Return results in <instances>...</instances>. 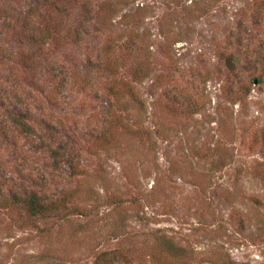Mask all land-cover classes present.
<instances>
[{
  "label": "rangeland",
  "instance_id": "1",
  "mask_svg": "<svg viewBox=\"0 0 264 264\" xmlns=\"http://www.w3.org/2000/svg\"><path fill=\"white\" fill-rule=\"evenodd\" d=\"M0 264H264V0H0Z\"/></svg>",
  "mask_w": 264,
  "mask_h": 264
},
{
  "label": "trees",
  "instance_id": "2",
  "mask_svg": "<svg viewBox=\"0 0 264 264\" xmlns=\"http://www.w3.org/2000/svg\"><path fill=\"white\" fill-rule=\"evenodd\" d=\"M17 121L20 128L27 127V124L25 122H21V120ZM14 202L25 205L29 213L32 215L42 214L49 207L46 202L40 201V199L32 192L21 198L14 199Z\"/></svg>",
  "mask_w": 264,
  "mask_h": 264
}]
</instances>
